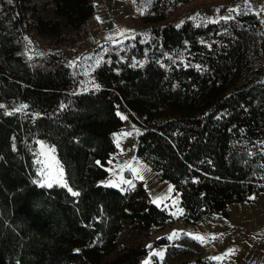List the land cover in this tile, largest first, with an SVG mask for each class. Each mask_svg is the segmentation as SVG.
Segmentation results:
<instances>
[{
    "label": "trees",
    "instance_id": "obj_1",
    "mask_svg": "<svg viewBox=\"0 0 264 264\" xmlns=\"http://www.w3.org/2000/svg\"><path fill=\"white\" fill-rule=\"evenodd\" d=\"M28 10L41 33L57 35L82 27L95 7L0 0V101L27 106L23 114L0 110V264H139L145 248H118L125 223L173 220L142 182L126 192L100 182L124 125L118 109L143 127L137 156L173 184L186 219L229 216L232 203L264 190V89L247 80L254 61L264 73V27L255 13L230 21L227 31L218 23L162 26L158 54L186 49L190 65L104 62L94 73L99 88L84 90L61 60L32 66L23 55ZM35 138L54 145L78 196L33 180Z\"/></svg>",
    "mask_w": 264,
    "mask_h": 264
},
{
    "label": "rangeland",
    "instance_id": "obj_2",
    "mask_svg": "<svg viewBox=\"0 0 264 264\" xmlns=\"http://www.w3.org/2000/svg\"><path fill=\"white\" fill-rule=\"evenodd\" d=\"M33 1L39 3V0ZM92 1L94 15L78 29L63 26L57 35L43 34L35 27V20L28 10L23 31V55L32 66L47 67L53 61L61 60L70 68L78 88L84 90L96 88L94 73L104 62H126L134 67H143L149 59L155 58L164 66L170 63L178 65L177 62L190 65L186 49L158 54L161 44L155 32L162 26L174 24L180 27L187 21L197 26L218 23L222 31H227L230 21L255 13L264 27V0H250V9L245 0ZM139 8H146L143 15ZM229 9L237 11L229 12ZM229 16L232 18L222 19ZM120 30L128 31L121 35ZM260 69L254 61L247 69V80L264 89V73H260ZM0 105H3L0 110L6 113L23 114L26 110L22 107L24 104L18 101H0ZM118 113L126 119H123V127L115 133L117 150L108 160V176L102 182L124 192L142 182L151 201L163 197L159 207L173 217L163 226L147 228L126 222L118 237V248H145L147 252L139 264H264V190L232 203L229 216L215 212L196 221L186 219L179 193L175 190L169 193V186L173 187V184L137 156L138 139L143 127L134 122L126 111L118 109ZM127 133L131 134L125 135ZM39 142H43L44 147ZM28 148L32 155L33 180L38 185L63 186V183L57 182L62 168L63 182L68 187L64 166L51 142L35 138L28 143ZM52 148L54 153L50 151ZM124 181H131L134 187ZM173 201L177 202L173 204ZM174 231L178 233V238L168 239ZM194 236L207 239L201 243ZM229 250L234 251L225 255ZM161 251L162 258L155 255ZM216 257L221 259H214Z\"/></svg>",
    "mask_w": 264,
    "mask_h": 264
},
{
    "label": "snow or ice",
    "instance_id": "obj_3",
    "mask_svg": "<svg viewBox=\"0 0 264 264\" xmlns=\"http://www.w3.org/2000/svg\"><path fill=\"white\" fill-rule=\"evenodd\" d=\"M9 2H11V0H9ZM135 2H136V0H133V3H135ZM149 2H150V0H149ZM245 2H246L247 4H249V9H250V0H245ZM138 11L140 12L141 15H143L144 12L146 11V8H139ZM235 11H237V9H229V12H235ZM231 18H232L231 16H229V17H222V19H226V20H227V19H231ZM97 19L99 20L100 18L97 17ZM125 31H128V30H120V34L122 35L123 32H125ZM25 39H27V37H26ZM108 39H112V38H111V37H108ZM29 43H31V41H29ZM29 58H31V57H29ZM73 63H74V62H73ZM97 63H99V61H97ZM198 67H199V66H198ZM96 87L99 88V85H96ZM0 107H3V105H0ZM22 107H27V106L24 105V106H22ZM20 110H21V109H16L15 111H20ZM6 114H7V115H11L12 113H11V112H7ZM118 115H119V113H118ZM121 118H122V119H126V117H124V116H122ZM130 134H131V133H127V134H125V135H130ZM114 135H115V134H114ZM39 143H40L41 147H44L43 142H39ZM50 151L54 153V152H55V149L52 148V149H50ZM37 163H40V161L37 160ZM55 163H56L57 166H59V162H58V161H56ZM97 163H99V162H97ZM62 172H63V170H62V168H60V179H59L57 182L63 183V186L67 187L66 182H63ZM140 178L142 179L143 177H140ZM124 183H128L130 187H134V185H132L131 181H124ZM48 186L51 187L52 185L49 184ZM68 190L71 192V194H72L73 196H78V195H79L78 192L72 191L71 188H69ZM173 191H174L173 187H172V186H169V193H171V192H173ZM162 199H164V198H163V197H158V198H156V199L153 200V203H156L157 206H159V203H160V201H161ZM249 199H254V197H250ZM176 202H177V201H173V204H175ZM180 211H181V213H182L183 210L181 209ZM173 215H174V214H173ZM174 238H178V233H176L175 231L173 232V234H171V235L168 237V239L171 240V239H174ZM193 238H194V239H198L201 243H204V242L206 241V239H207L206 237H203V236H194ZM212 238L214 239L215 237H212ZM149 247H151V246H149ZM77 251H79V250H77ZM233 251H234V250H229V253H226L225 255H229V254H231ZM155 255H159V256L162 258V257H163V252L161 251V252L155 253ZM214 259L219 260V259H221V257H216V258H214Z\"/></svg>",
    "mask_w": 264,
    "mask_h": 264
},
{
    "label": "crops",
    "instance_id": "obj_4",
    "mask_svg": "<svg viewBox=\"0 0 264 264\" xmlns=\"http://www.w3.org/2000/svg\"><path fill=\"white\" fill-rule=\"evenodd\" d=\"M101 182V184H104L102 181H100ZM104 185H108V184H104ZM111 186V185H110Z\"/></svg>",
    "mask_w": 264,
    "mask_h": 264
}]
</instances>
